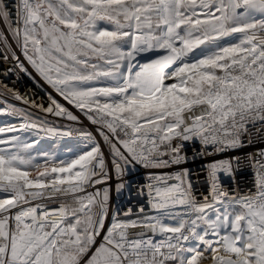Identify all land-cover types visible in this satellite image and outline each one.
Wrapping results in <instances>:
<instances>
[{"label": "snow or ice", "instance_id": "snow-or-ice-1", "mask_svg": "<svg viewBox=\"0 0 264 264\" xmlns=\"http://www.w3.org/2000/svg\"><path fill=\"white\" fill-rule=\"evenodd\" d=\"M0 21V59L51 89L12 93L43 117L0 100V264H264V147L210 162L200 198L182 167L187 142L264 144V0H0ZM242 161L237 195L220 176ZM136 166L177 170L110 211Z\"/></svg>", "mask_w": 264, "mask_h": 264}, {"label": "built area", "instance_id": "built-area-1", "mask_svg": "<svg viewBox=\"0 0 264 264\" xmlns=\"http://www.w3.org/2000/svg\"><path fill=\"white\" fill-rule=\"evenodd\" d=\"M17 0H4V3L12 10L13 17L15 16V6ZM4 23L0 21V29H4ZM6 32V29H5ZM11 69V71H9ZM28 71L32 73L29 76L25 72L19 71L14 65V62H4L0 59V85H7L8 89L11 91L4 96H0V100H6L8 103L15 104L18 107L25 108L28 111L33 112L35 115L43 117L44 114L39 111V109L31 107L30 104H25L22 100H17L14 98L12 93H19L20 96L31 101H35L37 104H44L47 106L48 103V93L51 91L48 85H46L39 77H36V74L31 68H28ZM7 73V75H4ZM33 77H36L33 79ZM3 89H0L2 91ZM3 104H0L2 107ZM80 115V123L74 124V127H81V125L88 131L96 134V126L87 120L82 114ZM52 119L51 116L47 117ZM60 123H68L67 121H59ZM97 139H100L97 136ZM264 147V144H253L247 146L237 152H228L225 154L218 155H202L204 148L199 142L192 143L187 142L184 146L183 153L187 160L182 165L183 168L189 170L188 179L193 185V189L197 194V197L200 198L208 194L209 183H208V172L207 165L213 160L225 159L231 156H246L248 153L255 152L258 148ZM208 152H211L212 149L208 148ZM176 168L172 169H163V170H150L145 169L142 166H136L135 170L128 173L124 177V182L131 183V191L125 188L122 193L118 194L116 192V179L115 176L111 181V191H110V200L109 207L110 211L118 209L121 214L127 211L128 208H132L133 212H136L138 208L143 205L147 210V198L143 195H137V189L139 186L147 183V176L150 171H164V172H174ZM255 181L256 177L254 170L248 166L246 161H242L238 170H236L233 175L229 176L226 174H221L220 183L223 188L229 190L234 194H244L249 191H255ZM134 218V217H133Z\"/></svg>", "mask_w": 264, "mask_h": 264}, {"label": "bare ground", "instance_id": "bare-ground-1", "mask_svg": "<svg viewBox=\"0 0 264 264\" xmlns=\"http://www.w3.org/2000/svg\"><path fill=\"white\" fill-rule=\"evenodd\" d=\"M19 54V53H18ZM21 59L23 60V56H21ZM25 67H27V68H31L28 64H27V62L25 61Z\"/></svg>", "mask_w": 264, "mask_h": 264}, {"label": "rangeland", "instance_id": "rangeland-1", "mask_svg": "<svg viewBox=\"0 0 264 264\" xmlns=\"http://www.w3.org/2000/svg\"><path fill=\"white\" fill-rule=\"evenodd\" d=\"M0 119H2V118H0ZM205 264H207V262H205Z\"/></svg>", "mask_w": 264, "mask_h": 264}]
</instances>
